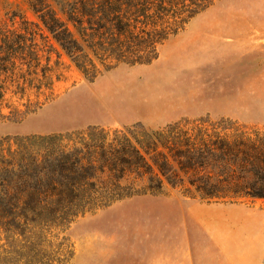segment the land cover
Returning a JSON list of instances; mask_svg holds the SVG:
<instances>
[{
	"label": "trees",
	"instance_id": "1",
	"mask_svg": "<svg viewBox=\"0 0 264 264\" xmlns=\"http://www.w3.org/2000/svg\"><path fill=\"white\" fill-rule=\"evenodd\" d=\"M215 0H29L37 22L0 18V119L25 115L8 95L51 85L38 38L53 40L89 81L118 64H149L159 47ZM5 108L10 109L5 114ZM20 113V114H19ZM167 187L206 202L264 200V128L209 115L158 128L0 139V264H69L60 234L79 217Z\"/></svg>",
	"mask_w": 264,
	"mask_h": 264
},
{
	"label": "rangeland",
	"instance_id": "2",
	"mask_svg": "<svg viewBox=\"0 0 264 264\" xmlns=\"http://www.w3.org/2000/svg\"><path fill=\"white\" fill-rule=\"evenodd\" d=\"M12 12L37 22L29 0H0V18ZM37 38L51 85L8 95L20 113L41 103L0 119V139L206 115L264 128V0H215L153 62L121 63L92 81ZM59 236L73 244L69 264H264V200L209 203L167 187L89 212Z\"/></svg>",
	"mask_w": 264,
	"mask_h": 264
},
{
	"label": "crops",
	"instance_id": "3",
	"mask_svg": "<svg viewBox=\"0 0 264 264\" xmlns=\"http://www.w3.org/2000/svg\"><path fill=\"white\" fill-rule=\"evenodd\" d=\"M112 206V205H111ZM110 207V206H109Z\"/></svg>",
	"mask_w": 264,
	"mask_h": 264
}]
</instances>
